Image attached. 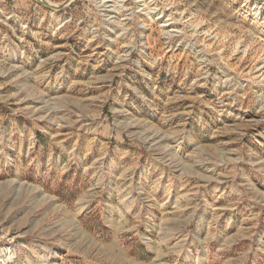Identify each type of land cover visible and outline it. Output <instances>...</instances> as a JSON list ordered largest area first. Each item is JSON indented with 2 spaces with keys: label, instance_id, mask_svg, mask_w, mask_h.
Segmentation results:
<instances>
[{
  "label": "rangeland",
  "instance_id": "1",
  "mask_svg": "<svg viewBox=\"0 0 264 264\" xmlns=\"http://www.w3.org/2000/svg\"><path fill=\"white\" fill-rule=\"evenodd\" d=\"M0 0V264H264V0Z\"/></svg>",
  "mask_w": 264,
  "mask_h": 264
},
{
  "label": "water",
  "instance_id": "2",
  "mask_svg": "<svg viewBox=\"0 0 264 264\" xmlns=\"http://www.w3.org/2000/svg\"><path fill=\"white\" fill-rule=\"evenodd\" d=\"M40 3H42L43 5L47 6V7H51V8H58L59 6L57 5H53V4H49L47 3L46 1H43V0H39Z\"/></svg>",
  "mask_w": 264,
  "mask_h": 264
},
{
  "label": "bare ground",
  "instance_id": "3",
  "mask_svg": "<svg viewBox=\"0 0 264 264\" xmlns=\"http://www.w3.org/2000/svg\"><path fill=\"white\" fill-rule=\"evenodd\" d=\"M49 4H53V3H49ZM53 5H55V4H53Z\"/></svg>",
  "mask_w": 264,
  "mask_h": 264
}]
</instances>
